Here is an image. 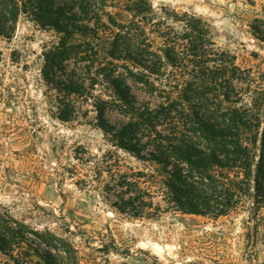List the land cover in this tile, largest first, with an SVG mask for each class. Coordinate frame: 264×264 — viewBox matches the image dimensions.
I'll use <instances>...</instances> for the list:
<instances>
[{"label": "rangeland", "instance_id": "1", "mask_svg": "<svg viewBox=\"0 0 264 264\" xmlns=\"http://www.w3.org/2000/svg\"><path fill=\"white\" fill-rule=\"evenodd\" d=\"M101 19L98 34L76 33V43L89 40L90 46L81 45L117 63L119 72L129 67L160 87L187 75L164 59L148 74L120 58L125 54L114 42L124 39L118 34L132 30L162 55L163 35L184 38L187 25L204 30L211 47L232 55L241 70L242 80L234 83L242 90L240 98L224 107L253 110L258 103L262 106L255 114L262 113L264 0H106ZM61 35L21 14L11 37L0 36V213L69 238L79 264H264V208L255 218L252 194L242 196L241 205L227 213L211 216L167 208L164 197L154 193L156 187L147 185L146 205L140 214L134 212L135 182L143 181L142 173L151 167L97 125L91 96L69 97L44 76L43 52ZM80 65L71 63L69 69L79 72ZM90 91L110 99L101 82ZM133 91L140 100L156 103L148 93ZM110 105L106 116L118 127L127 118L120 107ZM249 128H243L244 137L257 153L251 137L257 128L260 134L263 123ZM104 244L117 252L96 249ZM5 260L0 251V264Z\"/></svg>", "mask_w": 264, "mask_h": 264}, {"label": "trees", "instance_id": "2", "mask_svg": "<svg viewBox=\"0 0 264 264\" xmlns=\"http://www.w3.org/2000/svg\"><path fill=\"white\" fill-rule=\"evenodd\" d=\"M105 6L106 0H0V36L11 37L21 14L62 34L43 52V74L69 97L91 96L97 125L118 146L149 164L151 172L142 173L144 180L135 182L138 196L130 198L136 203L130 206L137 215L146 205L143 197L150 186H155L154 193L164 197L167 208L175 206L211 216L238 207L242 196L249 193L257 218L264 208V105L261 114H255L262 106L258 103L253 110L224 107L225 103L237 102L242 93L234 84L242 80L234 57L211 47L207 33L196 26L187 25L190 31L184 38L163 35L166 43L160 50L162 55L150 50L146 38L139 41L137 33L124 29L118 34L124 40L114 42V48L125 54L120 58L133 61L148 74L155 73L164 59L187 78L160 87L145 73L141 72L145 77L140 78L129 67L125 73L119 72L117 63L105 61L97 50L81 45L90 46L89 40L76 43V33L98 34ZM113 54L109 53L118 59ZM71 63L82 64L80 71L69 69ZM99 82L111 92L109 100L90 91ZM139 83L142 87L136 86ZM133 87L148 93L156 103L140 100ZM110 104L120 107L127 118L118 127L106 116ZM249 127L257 128L251 137L257 153L244 137L243 128ZM155 209L161 211V205ZM96 249L117 252L107 244ZM0 251L6 258L3 264H79L77 248L69 238L58 237L48 229L31 228L1 213Z\"/></svg>", "mask_w": 264, "mask_h": 264}]
</instances>
